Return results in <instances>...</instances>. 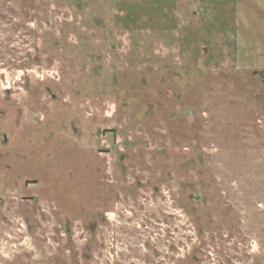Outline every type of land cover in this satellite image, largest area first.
<instances>
[{"label": "rangeland", "instance_id": "rangeland-1", "mask_svg": "<svg viewBox=\"0 0 264 264\" xmlns=\"http://www.w3.org/2000/svg\"><path fill=\"white\" fill-rule=\"evenodd\" d=\"M0 264H264V0H0Z\"/></svg>", "mask_w": 264, "mask_h": 264}]
</instances>
